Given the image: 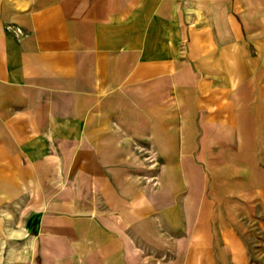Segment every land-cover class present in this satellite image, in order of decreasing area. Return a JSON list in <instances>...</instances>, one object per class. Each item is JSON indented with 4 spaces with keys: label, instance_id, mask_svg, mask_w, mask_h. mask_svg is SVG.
<instances>
[{
    "label": "crops",
    "instance_id": "1",
    "mask_svg": "<svg viewBox=\"0 0 264 264\" xmlns=\"http://www.w3.org/2000/svg\"><path fill=\"white\" fill-rule=\"evenodd\" d=\"M204 2L0 0V224L41 256L264 264V0Z\"/></svg>",
    "mask_w": 264,
    "mask_h": 264
},
{
    "label": "rangeland",
    "instance_id": "2",
    "mask_svg": "<svg viewBox=\"0 0 264 264\" xmlns=\"http://www.w3.org/2000/svg\"><path fill=\"white\" fill-rule=\"evenodd\" d=\"M191 1L192 4L189 6ZM211 2L215 3V0H210L209 3ZM186 3L188 4L187 7ZM205 3L208 2H204V6H202L201 0H187V2L186 0H177V13L183 17L188 15L194 18L198 17V19L204 14L205 16L208 14L210 17L215 16L216 9L211 6L207 7ZM187 26L194 29L197 27L200 28L202 25L199 20V22H193ZM203 26L206 27L207 25L205 24ZM208 27L209 32H215V24L213 25L210 23ZM135 155L137 172L146 185H152L154 175L159 177V175L165 173L167 167L165 166V157L162 153L139 149ZM100 204L103 206V202H100ZM8 228L9 225L6 223L0 224V264H58L56 263V256L51 252L47 254L48 257L46 258L38 254V238H36L38 234L36 232L32 233V236H34L33 244L30 246V244L26 242L27 239L25 236H21L22 232L18 231L19 228H15V230H9ZM251 236L250 238L248 233L245 234L247 245H249V243L254 244L260 237L262 238V235L259 233H257L256 238L255 235L251 234ZM182 251V249L144 248L138 250V255L144 257V264H183V256L180 255ZM75 259L77 264H88L90 261L88 251L81 257H76Z\"/></svg>",
    "mask_w": 264,
    "mask_h": 264
}]
</instances>
